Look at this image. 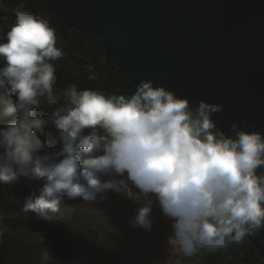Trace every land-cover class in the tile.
<instances>
[{
  "label": "clouds",
  "instance_id": "clouds-1",
  "mask_svg": "<svg viewBox=\"0 0 264 264\" xmlns=\"http://www.w3.org/2000/svg\"><path fill=\"white\" fill-rule=\"evenodd\" d=\"M6 41L0 87L15 101L0 98V186L21 176L42 185L25 197L22 211L43 220L66 202H104L123 188L130 199L154 200L159 208H138L128 227L150 233L159 216L166 218L165 248L184 257L242 244L264 229V173L257 171L264 169V133L244 130L241 120L231 135L218 136L212 117L222 104L201 100L193 107L151 80L129 97L71 84L62 94L66 106L41 117L42 103L61 100L51 62L64 52L54 31L27 11L17 13ZM49 124L61 144L58 159L41 154Z\"/></svg>",
  "mask_w": 264,
  "mask_h": 264
},
{
  "label": "water",
  "instance_id": "water-1",
  "mask_svg": "<svg viewBox=\"0 0 264 264\" xmlns=\"http://www.w3.org/2000/svg\"><path fill=\"white\" fill-rule=\"evenodd\" d=\"M43 1L99 37L135 89L151 80L193 107L222 104L212 117L222 135L241 120L264 133V0ZM252 243L264 259V229Z\"/></svg>",
  "mask_w": 264,
  "mask_h": 264
},
{
  "label": "trees",
  "instance_id": "trees-1",
  "mask_svg": "<svg viewBox=\"0 0 264 264\" xmlns=\"http://www.w3.org/2000/svg\"><path fill=\"white\" fill-rule=\"evenodd\" d=\"M20 11H27L45 22L55 33L56 47L64 52L62 58L51 62L56 69L53 88L61 94V100L51 106L42 103L36 110L37 115L47 118L56 107L66 106L62 94L71 84L106 97L133 94V83L106 55L101 39L70 28L43 0H0V43L7 42V33L15 25ZM90 75L94 79H88ZM0 98L15 101V97H9L2 87ZM214 132L222 135L216 127ZM41 139L45 144L41 154L58 159L61 144L50 124L45 127ZM41 186L23 176L15 185L0 186V264H123L127 253L125 246L130 239L120 230L121 218L127 215L129 220L138 208L149 203L159 211L156 201L144 197L130 199L127 191L121 188L110 190L108 201L97 203L78 198L66 202L59 213L38 220L34 213H25L22 209L25 197L39 194ZM134 230L154 240L153 264H264L252 243L253 233L247 235L242 244L184 257L165 248L171 235V222L166 218L159 216L150 233Z\"/></svg>",
  "mask_w": 264,
  "mask_h": 264
},
{
  "label": "rangeland",
  "instance_id": "rangeland-1",
  "mask_svg": "<svg viewBox=\"0 0 264 264\" xmlns=\"http://www.w3.org/2000/svg\"><path fill=\"white\" fill-rule=\"evenodd\" d=\"M127 221L126 216L121 218L123 224L120 230L124 231L130 239L129 244L125 246L127 253L123 264H153L155 259L154 240L137 234L136 230L128 227Z\"/></svg>",
  "mask_w": 264,
  "mask_h": 264
},
{
  "label": "bare ground",
  "instance_id": "bare-ground-1",
  "mask_svg": "<svg viewBox=\"0 0 264 264\" xmlns=\"http://www.w3.org/2000/svg\"><path fill=\"white\" fill-rule=\"evenodd\" d=\"M129 244V243H128Z\"/></svg>",
  "mask_w": 264,
  "mask_h": 264
}]
</instances>
